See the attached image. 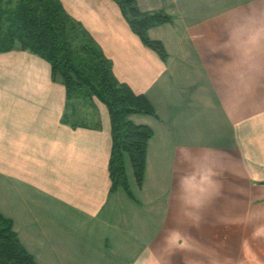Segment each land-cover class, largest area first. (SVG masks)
I'll return each instance as SVG.
<instances>
[{
    "label": "crops",
    "instance_id": "crops-1",
    "mask_svg": "<svg viewBox=\"0 0 264 264\" xmlns=\"http://www.w3.org/2000/svg\"><path fill=\"white\" fill-rule=\"evenodd\" d=\"M172 20L146 46L115 0H62L156 114L133 196L110 190L111 119L48 60L0 51V210L40 264H264V0H137ZM67 113V120L64 115ZM130 161V160H129ZM129 164H131L129 162Z\"/></svg>",
    "mask_w": 264,
    "mask_h": 264
},
{
    "label": "trees",
    "instance_id": "trees-1",
    "mask_svg": "<svg viewBox=\"0 0 264 264\" xmlns=\"http://www.w3.org/2000/svg\"><path fill=\"white\" fill-rule=\"evenodd\" d=\"M115 1L142 42L166 59L164 43L148 31L171 21L172 15L163 9L143 10L137 0ZM13 48L28 49L48 60L53 77L64 83L68 100L95 95L107 105L112 133L110 190L123 188L133 196L126 158L142 185L148 141L154 131L130 115L156 114L147 95L115 75L112 60L84 24L67 12L62 0H0V51ZM0 264H40L20 240L13 220L1 210Z\"/></svg>",
    "mask_w": 264,
    "mask_h": 264
},
{
    "label": "rangeland",
    "instance_id": "rangeland-1",
    "mask_svg": "<svg viewBox=\"0 0 264 264\" xmlns=\"http://www.w3.org/2000/svg\"><path fill=\"white\" fill-rule=\"evenodd\" d=\"M129 157H127V166H128V170H131V164H129Z\"/></svg>",
    "mask_w": 264,
    "mask_h": 264
}]
</instances>
